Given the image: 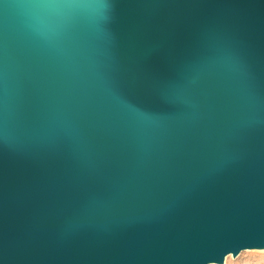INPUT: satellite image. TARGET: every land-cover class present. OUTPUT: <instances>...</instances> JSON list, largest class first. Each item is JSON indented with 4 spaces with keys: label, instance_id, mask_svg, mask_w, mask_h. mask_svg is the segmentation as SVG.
Wrapping results in <instances>:
<instances>
[{
    "label": "water",
    "instance_id": "obj_1",
    "mask_svg": "<svg viewBox=\"0 0 264 264\" xmlns=\"http://www.w3.org/2000/svg\"><path fill=\"white\" fill-rule=\"evenodd\" d=\"M0 4V264H223L264 248V0ZM246 22L237 31L238 21ZM72 22V23H70ZM209 47L190 104L152 84ZM142 113H151L145 117Z\"/></svg>",
    "mask_w": 264,
    "mask_h": 264
},
{
    "label": "snow or ice",
    "instance_id": "obj_2",
    "mask_svg": "<svg viewBox=\"0 0 264 264\" xmlns=\"http://www.w3.org/2000/svg\"><path fill=\"white\" fill-rule=\"evenodd\" d=\"M4 2L5 0H0V4H4ZM132 2H136V0H132ZM114 3L115 0H32V4L36 7H63L69 9L95 7L106 9L108 11L101 14V24L109 33H111L112 5ZM235 27L237 31H243L247 24L245 21L240 20ZM209 47L226 51L230 56H235L232 44L225 42L222 35L214 29L202 32L196 41L189 44L183 58H178L175 46L169 45L165 55L166 71H155L151 77L153 87L163 102L173 105L191 103L189 90L192 83L200 77L204 68L210 63L206 51ZM142 114L145 117L151 116V113Z\"/></svg>",
    "mask_w": 264,
    "mask_h": 264
},
{
    "label": "rangeland",
    "instance_id": "obj_3",
    "mask_svg": "<svg viewBox=\"0 0 264 264\" xmlns=\"http://www.w3.org/2000/svg\"><path fill=\"white\" fill-rule=\"evenodd\" d=\"M223 264H264V249H247L237 257L229 255Z\"/></svg>",
    "mask_w": 264,
    "mask_h": 264
},
{
    "label": "bare ground",
    "instance_id": "obj_4",
    "mask_svg": "<svg viewBox=\"0 0 264 264\" xmlns=\"http://www.w3.org/2000/svg\"><path fill=\"white\" fill-rule=\"evenodd\" d=\"M264 249V248H263Z\"/></svg>",
    "mask_w": 264,
    "mask_h": 264
}]
</instances>
